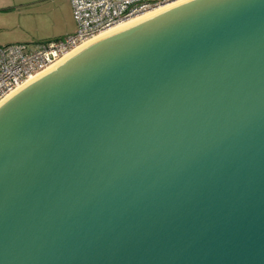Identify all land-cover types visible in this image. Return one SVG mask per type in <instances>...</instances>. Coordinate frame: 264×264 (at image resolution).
Masks as SVG:
<instances>
[{
    "label": "water",
    "instance_id": "95a60500",
    "mask_svg": "<svg viewBox=\"0 0 264 264\" xmlns=\"http://www.w3.org/2000/svg\"><path fill=\"white\" fill-rule=\"evenodd\" d=\"M0 264H264V0H181L5 97Z\"/></svg>",
    "mask_w": 264,
    "mask_h": 264
},
{
    "label": "built area",
    "instance_id": "2783aa9c",
    "mask_svg": "<svg viewBox=\"0 0 264 264\" xmlns=\"http://www.w3.org/2000/svg\"><path fill=\"white\" fill-rule=\"evenodd\" d=\"M77 29L51 40L0 45V101L78 46L177 0H70Z\"/></svg>",
    "mask_w": 264,
    "mask_h": 264
},
{
    "label": "crops",
    "instance_id": "0c3cea01",
    "mask_svg": "<svg viewBox=\"0 0 264 264\" xmlns=\"http://www.w3.org/2000/svg\"><path fill=\"white\" fill-rule=\"evenodd\" d=\"M57 0H0V45L29 41H45L73 34L76 21L70 0L57 3L58 13L53 19L39 17L37 13L28 23L24 18L13 21L8 12L27 5L55 4Z\"/></svg>",
    "mask_w": 264,
    "mask_h": 264
},
{
    "label": "rangeland",
    "instance_id": "374dc122",
    "mask_svg": "<svg viewBox=\"0 0 264 264\" xmlns=\"http://www.w3.org/2000/svg\"><path fill=\"white\" fill-rule=\"evenodd\" d=\"M63 0H57L55 4L47 3L45 5H27L23 6L21 8H17L13 12H8L7 15H10V18L13 21H18L21 19H25L28 23L34 18V14L37 13L39 17H44L46 19H53L57 16L58 9H57V3L62 2ZM71 2V1H70ZM73 12V11H72ZM29 42H37L36 41H29Z\"/></svg>",
    "mask_w": 264,
    "mask_h": 264
},
{
    "label": "bare ground",
    "instance_id": "6f19581e",
    "mask_svg": "<svg viewBox=\"0 0 264 264\" xmlns=\"http://www.w3.org/2000/svg\"><path fill=\"white\" fill-rule=\"evenodd\" d=\"M179 1H181V0H177V1H174V2H172V3L166 4V5H164V6L160 7V8H157V9H155V10H153V11H149V12H147V13H145V14H143V15L137 17V18H134V19H132V20H130V21H127V22L121 23V24H119V25H117V26H115V27H113V28H111V29H109V30H107V31H105V32L100 33L99 35H97V36H95L94 38L88 40L87 42L83 43L82 45L88 43L89 41H91V40H93V39H95V38H97V37H99V36H101V35H103V34H105V33H107V32H110V31L114 30V29H116V28H118V27H120V26H122V25H124V24H126V23H128V22H131V21H133V20H136V19H138V18H141V17H143V16H145V15H148V14H150V13H153V12L158 11V10H160V9H163V8H165V7H168V6H170V5H172V4H175V3L179 2ZM82 45L78 46V47L75 48L73 51H75L76 49H78V48L81 47ZM73 51H71L70 53H72ZM70 53H68V54H70ZM68 54H66L65 56H67ZM65 56H64V57H65ZM64 57H62L61 59H63ZM61 59H60V60H61ZM60 60H59V61H60ZM59 61H58V62H59ZM56 63H57V62H56ZM56 63H55V64H56ZM55 64H54V65H55ZM54 65H52V66H54ZM52 66H51V67H52ZM51 67H49L48 69H50ZM48 69H46L45 71H47ZM45 71L41 72L40 74L44 73ZM40 74H38V75H36V76L30 78V79L27 80L25 83H23L22 85H20L17 89H19L20 87H22L23 85H25L26 83H28L29 81H31L32 79L36 78V77L39 76ZM17 89H16V90H17ZM14 91H15V90H14ZM14 91H13V92H14ZM1 101H2V100H1ZM1 101H0V102H1Z\"/></svg>",
    "mask_w": 264,
    "mask_h": 264
}]
</instances>
